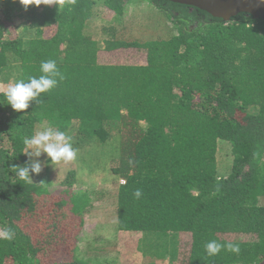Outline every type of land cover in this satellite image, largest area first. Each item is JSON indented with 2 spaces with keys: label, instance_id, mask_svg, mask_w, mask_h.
Masks as SVG:
<instances>
[{
  "label": "trees",
  "instance_id": "16d2710c",
  "mask_svg": "<svg viewBox=\"0 0 264 264\" xmlns=\"http://www.w3.org/2000/svg\"><path fill=\"white\" fill-rule=\"evenodd\" d=\"M48 59L64 79L40 103L16 111L0 90V230L15 231L0 239V264H130L135 250L143 264L264 260V18L224 21L169 0H0V71L38 77ZM49 122L78 150L56 198L44 153L32 182L15 173L24 139ZM81 168L109 185L92 197L73 188ZM96 199H112L100 221L130 233L123 258L114 240L78 241ZM149 232L175 234L174 251H154ZM210 239L240 252L208 256Z\"/></svg>",
  "mask_w": 264,
  "mask_h": 264
},
{
  "label": "clouds",
  "instance_id": "9594fccd",
  "mask_svg": "<svg viewBox=\"0 0 264 264\" xmlns=\"http://www.w3.org/2000/svg\"><path fill=\"white\" fill-rule=\"evenodd\" d=\"M20 3L28 5H60L62 7L75 3V0H20ZM40 75L29 76L7 85L2 94L13 110L21 111L29 108V102H41V94L54 89L64 79L63 73L57 66L55 60L41 61L39 67ZM26 150L24 153L29 157L23 167H17L16 176L23 181L32 182L29 173L38 174L42 171L39 158L42 153L50 159L52 164L61 162L67 164L77 159L78 150L73 147L72 137L61 131L53 122H49L42 130H37L34 135L24 139ZM133 198L140 199L142 190L137 188L132 193ZM15 238L14 229L8 227L0 230V239L11 241ZM204 250L208 256H216L221 251L239 254L240 242L236 240L220 241L210 239L204 244Z\"/></svg>",
  "mask_w": 264,
  "mask_h": 264
},
{
  "label": "rangeland",
  "instance_id": "374dc122",
  "mask_svg": "<svg viewBox=\"0 0 264 264\" xmlns=\"http://www.w3.org/2000/svg\"><path fill=\"white\" fill-rule=\"evenodd\" d=\"M146 3H144L145 5ZM148 8L150 6H145V10L147 12ZM149 11L146 13L148 14ZM145 14V15H146ZM139 16V15H138ZM159 18H157L156 22H158ZM169 24V23H168ZM29 23L27 22L26 17L21 18L14 26L16 28V32L20 34L24 30L26 26H28ZM7 73V74H6ZM5 74V75H4ZM7 76H9L7 78ZM7 79H6V78ZM17 74L13 72L12 70L9 71H0V90H3L7 87L8 84L17 82ZM111 144L108 145V151L106 152L102 159L103 161L110 155H115L112 152ZM107 150V149H106ZM46 155V154H45ZM42 157V156H41ZM40 162L42 164V167H45V160L43 157L40 159ZM77 161H75L76 163ZM74 163V164H75ZM72 162L70 164L65 165L64 163L61 164H49L47 165V174L46 176L50 177V184L48 185V192L51 193V195L55 196L54 198L58 197L59 193H61V190L65 188V186H62L58 183L66 172L69 170V167H71ZM74 164L72 166H74ZM68 168V170H66ZM42 173V172H41ZM97 173H90L87 170L81 168L80 169V175L77 176L76 181L73 188H81L85 189L87 191H90V196L92 197L94 195V192L97 190L98 187L101 186H107V181H104L100 176L96 175ZM112 199H107L104 201V199H96L95 205L91 209V212L89 214L85 215V222L82 230L79 233L78 241L80 240L81 247L84 246V243H87L88 241H99L103 239H109L114 240V244H116V250L112 253L113 258L116 259V257L121 253L120 255L124 254L126 252V249L123 248L122 240L127 239L126 236L130 237V233L122 234V232H119L115 228L108 226L109 224L101 222L100 219L108 218L110 213L112 212ZM111 203V204H110ZM107 225V226H106ZM136 234V235H135ZM139 233L132 234V238H137ZM148 234V243L154 248V251L158 252L162 250L171 251L175 249V246L177 244V239L175 237V234H162L159 235L155 232H149ZM155 234V236H154ZM90 244V243H89ZM116 252L118 255H116ZM135 254L132 257L134 259L133 263L130 264H143L144 263V257L142 255H137L136 250L134 251ZM139 256V257H138ZM123 258V255L122 257ZM120 262V261H119ZM117 262L118 264H126L125 262ZM161 263V262H160ZM161 264H168V262H163Z\"/></svg>",
  "mask_w": 264,
  "mask_h": 264
},
{
  "label": "water",
  "instance_id": "95a60500",
  "mask_svg": "<svg viewBox=\"0 0 264 264\" xmlns=\"http://www.w3.org/2000/svg\"><path fill=\"white\" fill-rule=\"evenodd\" d=\"M198 7L224 21L243 12L254 19L264 18V0H169Z\"/></svg>",
  "mask_w": 264,
  "mask_h": 264
},
{
  "label": "flooded vegetation",
  "instance_id": "af4514ba",
  "mask_svg": "<svg viewBox=\"0 0 264 264\" xmlns=\"http://www.w3.org/2000/svg\"><path fill=\"white\" fill-rule=\"evenodd\" d=\"M259 264H264V260H263V261H261Z\"/></svg>",
  "mask_w": 264,
  "mask_h": 264
}]
</instances>
